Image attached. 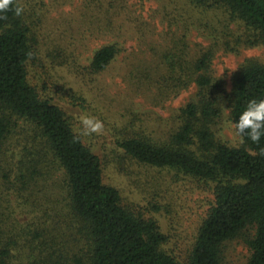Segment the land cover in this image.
<instances>
[{
  "label": "trees",
  "instance_id": "obj_1",
  "mask_svg": "<svg viewBox=\"0 0 264 264\" xmlns=\"http://www.w3.org/2000/svg\"><path fill=\"white\" fill-rule=\"evenodd\" d=\"M189 2L202 12L222 10L236 23L228 50L264 46V0ZM35 36L25 12L0 19V264H224L223 244L250 230L246 264H264V137L258 143L242 137L231 146L215 131L225 106L234 123L249 100L264 98V63L247 58L228 89L213 75L214 41L191 57L169 50L164 73L154 78L161 96L195 83V97L166 138L132 134L118 141L132 159L190 176L212 191L196 241L179 258L167 250L159 222L125 206L120 190L105 183L98 154L31 80ZM118 53L116 43L103 45L90 71H104Z\"/></svg>",
  "mask_w": 264,
  "mask_h": 264
},
{
  "label": "rangeland",
  "instance_id": "obj_2",
  "mask_svg": "<svg viewBox=\"0 0 264 264\" xmlns=\"http://www.w3.org/2000/svg\"><path fill=\"white\" fill-rule=\"evenodd\" d=\"M19 2L36 30L31 80L68 113L77 132L84 115L103 122L102 133L82 137L102 160L105 183L120 190L125 206L155 218L169 238L167 250L185 258L213 205L212 191L195 178L132 159L118 141L132 134L166 138L177 113L195 97V83L169 99L161 96L160 79L154 78L164 73L169 50L191 57L214 41L213 75L230 89L233 74L247 58L264 63V46L228 50L236 23L222 10H196L189 0ZM109 43L117 44L118 55L93 74L89 66L96 50ZM215 131L231 146L242 143L226 106ZM251 233L223 244L224 264L248 262L246 237Z\"/></svg>",
  "mask_w": 264,
  "mask_h": 264
},
{
  "label": "clouds",
  "instance_id": "obj_3",
  "mask_svg": "<svg viewBox=\"0 0 264 264\" xmlns=\"http://www.w3.org/2000/svg\"><path fill=\"white\" fill-rule=\"evenodd\" d=\"M24 12V7L17 0H0V19H5L8 13L22 17ZM234 129L238 137H247L254 143H258L264 137V98H253L248 101L235 120ZM103 130V122L94 116L84 115L79 119L80 136L100 134Z\"/></svg>",
  "mask_w": 264,
  "mask_h": 264
}]
</instances>
